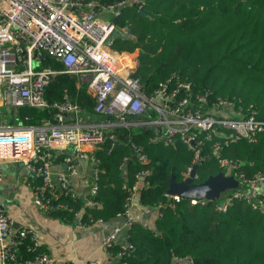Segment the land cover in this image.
Segmentation results:
<instances>
[{
  "label": "built area",
  "instance_id": "1",
  "mask_svg": "<svg viewBox=\"0 0 264 264\" xmlns=\"http://www.w3.org/2000/svg\"><path fill=\"white\" fill-rule=\"evenodd\" d=\"M130 3L141 7L142 0H122L113 4L95 0H0V107L13 110L29 106L46 108L51 113L50 120L37 126L12 125L0 119V162L20 161L35 175L37 184L32 187V202L48 214L50 197L58 192L75 194L69 174H54L49 160L38 161L37 149L71 145L80 150L79 155L91 164V196L97 192L99 172L93 151L108 138L114 146L109 127L144 129L150 132L147 143L161 142L166 146L180 143L192 153L183 179L189 177L194 163L199 164L211 156L218 159L222 173L231 175L238 182L230 194L218 197L215 206L218 211L225 212L234 200H242L252 209L264 213V171L246 178L237 170V159L221 157L225 145L242 139L255 140L264 131V120L259 119L252 105L243 106L240 100L221 97L209 99L206 94L194 92L189 82L177 77L167 78L147 90L140 77L135 75L137 52L111 46L117 34L132 37L127 27H118L116 23L123 8ZM44 55L60 62L62 69L46 66ZM59 73L71 75L77 83L85 85L94 101V113L106 117L107 124L64 123L67 114L76 115L83 110L67 95L59 101L46 100L45 89ZM127 144L140 162L146 161L142 146L133 141L131 135ZM148 171V168L139 170L131 186L123 185L127 190L124 210L113 219L85 223L80 221L81 211L75 212V223L79 228L92 223L101 226L100 245L107 257L106 264H126L134 250L127 240L128 230L134 222L130 205ZM197 180L195 172L190 182ZM206 200L189 199L191 204L200 205ZM95 205L97 202L90 198L86 202V206ZM143 210L147 212L150 208L143 207ZM13 224L0 203V264H74L38 251L36 232L28 227L14 230ZM26 241L28 251L34 254L19 261V248ZM116 246L120 249L115 251Z\"/></svg>",
  "mask_w": 264,
  "mask_h": 264
},
{
  "label": "trees",
  "instance_id": "2",
  "mask_svg": "<svg viewBox=\"0 0 264 264\" xmlns=\"http://www.w3.org/2000/svg\"><path fill=\"white\" fill-rule=\"evenodd\" d=\"M113 4L122 0H95ZM118 27H127L132 37H117L112 48L137 52L139 76L147 90L167 78L189 82L194 92L241 101L252 105L264 120V0H142L141 7L126 5ZM44 64L55 70L60 62L44 55ZM67 95L83 111L94 113V101L75 77L59 73L45 89L48 102ZM24 126H37L51 119L48 109L18 107L15 113ZM111 140L96 147L98 159L97 192L89 196L97 202L85 206L78 196L57 193L50 197L49 215L65 223L111 220L124 210L127 190L135 174L148 168L138 188L140 207L150 208L149 227L134 220L127 240L133 245L126 264H264V213L242 200H234L225 212L218 211L217 199L203 205L189 199H174L166 194L169 179L183 180L192 153L180 143L166 146L147 143L150 132L115 126ZM141 145L147 156L140 162L127 139ZM221 157L237 159L238 171L251 178L264 171V131L255 140L245 139L225 145ZM222 172L214 156L198 164L197 182ZM56 206V207H55ZM28 242L19 248V261L34 252ZM120 249L118 246L114 250ZM38 251H43L40 247ZM190 258L188 262L186 259Z\"/></svg>",
  "mask_w": 264,
  "mask_h": 264
},
{
  "label": "crops",
  "instance_id": "3",
  "mask_svg": "<svg viewBox=\"0 0 264 264\" xmlns=\"http://www.w3.org/2000/svg\"><path fill=\"white\" fill-rule=\"evenodd\" d=\"M16 110L0 107V118L6 123L18 125L21 120L16 117ZM75 122L82 126L105 125L108 119L85 111L76 115L73 113L66 115L64 123ZM79 154L80 150L71 145L36 150L38 161L42 158L49 160L54 174L60 172L69 174L74 194L82 198L86 206L92 181L91 164ZM0 174V203L14 221V230L21 227L32 228L37 234L39 247L59 261L70 260L74 264H84L89 261H95L97 264L107 263V257L100 245L99 224L92 223L79 228L75 222H62L37 208L32 202V187L37 184V178L22 162H0ZM151 210L144 212L143 207H140L135 200L130 205L134 220H141L143 225L148 227L150 220L148 214Z\"/></svg>",
  "mask_w": 264,
  "mask_h": 264
},
{
  "label": "water",
  "instance_id": "4",
  "mask_svg": "<svg viewBox=\"0 0 264 264\" xmlns=\"http://www.w3.org/2000/svg\"><path fill=\"white\" fill-rule=\"evenodd\" d=\"M197 167L198 164L194 163L190 170L189 177L179 182L175 181L172 175L169 179L166 193L187 199H218L221 191L229 187L235 188L238 185V182L231 175L226 176L221 171L213 176L207 177L201 182H190V177L195 174ZM138 199L139 197L136 195L134 200L138 201ZM186 260L188 261V258Z\"/></svg>",
  "mask_w": 264,
  "mask_h": 264
},
{
  "label": "rangeland",
  "instance_id": "5",
  "mask_svg": "<svg viewBox=\"0 0 264 264\" xmlns=\"http://www.w3.org/2000/svg\"><path fill=\"white\" fill-rule=\"evenodd\" d=\"M134 51L136 52V50H134ZM0 119H1L2 121H4L2 118H0ZM232 189H233V187H229V188H227V189L221 191L220 194H219V196L223 197V196H225V195L230 194V193L232 192ZM130 214L132 215V217H133V219H134V214H133L132 211L130 212Z\"/></svg>",
  "mask_w": 264,
  "mask_h": 264
}]
</instances>
